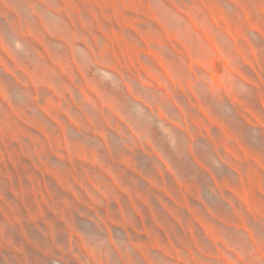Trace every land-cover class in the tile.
Returning <instances> with one entry per match:
<instances>
[{"label":"rangeland","instance_id":"obj_1","mask_svg":"<svg viewBox=\"0 0 264 264\" xmlns=\"http://www.w3.org/2000/svg\"><path fill=\"white\" fill-rule=\"evenodd\" d=\"M0 264H264V0H0Z\"/></svg>","mask_w":264,"mask_h":264}]
</instances>
